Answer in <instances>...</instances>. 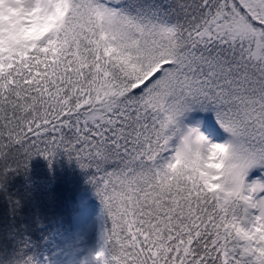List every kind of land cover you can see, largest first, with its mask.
<instances>
[{
    "label": "snow or ice",
    "instance_id": "6c2138e0",
    "mask_svg": "<svg viewBox=\"0 0 264 264\" xmlns=\"http://www.w3.org/2000/svg\"><path fill=\"white\" fill-rule=\"evenodd\" d=\"M0 264H264V0H0Z\"/></svg>",
    "mask_w": 264,
    "mask_h": 264
},
{
    "label": "trees",
    "instance_id": "16d2710c",
    "mask_svg": "<svg viewBox=\"0 0 264 264\" xmlns=\"http://www.w3.org/2000/svg\"><path fill=\"white\" fill-rule=\"evenodd\" d=\"M58 176L62 185L68 188L69 191L79 189L80 177L74 170L70 171L67 168H64L63 173H58Z\"/></svg>",
    "mask_w": 264,
    "mask_h": 264
}]
</instances>
